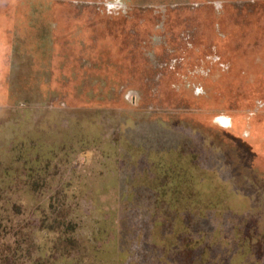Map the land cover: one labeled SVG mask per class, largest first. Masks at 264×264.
Instances as JSON below:
<instances>
[{"label": "rangeland", "instance_id": "374dc122", "mask_svg": "<svg viewBox=\"0 0 264 264\" xmlns=\"http://www.w3.org/2000/svg\"><path fill=\"white\" fill-rule=\"evenodd\" d=\"M33 261L264 264V0H0V264Z\"/></svg>", "mask_w": 264, "mask_h": 264}, {"label": "trees", "instance_id": "16d2710c", "mask_svg": "<svg viewBox=\"0 0 264 264\" xmlns=\"http://www.w3.org/2000/svg\"><path fill=\"white\" fill-rule=\"evenodd\" d=\"M166 170V169H165ZM168 171V170H167ZM164 172H166V171H164L163 169H159V173L162 175V177L161 176H159V181H161V180H163V179H165V180H167V178H169L170 176L169 175H166V173H164ZM171 173H172V171H171ZM169 186H173L171 183H167V185H162V187H161V189H156V191L159 193H162V195H163V198L164 199H166V196H167V194H168V192L169 191H167L168 190V187ZM183 187V186H182ZM187 187V185L186 186H184L183 188H185L184 190H177V189H171L172 190V192H173V196L174 197H176L177 199H178V197H180L181 198V200L182 201H179V203H177V206H176V204H174V203H172V204H174L173 206H171V208H174V209H176V210H178L179 209V207H181L180 208V210H181V212H188L189 210V208H191L192 206L191 205H189L190 203H193V201L194 202H196L197 203V205H196V207H195V209H197V210H201V209H204V204H203V201H202V198H201V194L199 193V199L198 200H191V199H187V198H191V194H192V191H190V189H187L186 188ZM187 196V197H186ZM189 196V197H188ZM197 196V195H196ZM169 201V200H168ZM172 201V200H171ZM187 202V203H186ZM187 204V205H186ZM207 206H209L208 204H206L205 205V207H207ZM179 210V211H180ZM178 211V212H179ZM180 213V212H179ZM48 230H50V231H53V228L52 227H49L48 228ZM41 231H44V229H42ZM181 234H185V233H181ZM190 234V233H189ZM188 239V238H187ZM197 241V243H198V245H200L201 243H202V238H200V240L198 239V240H195V242ZM243 242H244V240H242ZM192 242L193 241H190V242H187V243H185L183 246L185 247V249L187 250V249H189V248H191L190 246H191V244H192ZM204 242V241H203ZM69 244H71V241L69 242ZM243 245V244H242ZM189 247V248H188ZM169 248H167V251H166V255L167 254H169L170 253V251L171 250H168ZM244 249V248H243ZM242 248H241V250H243ZM180 250V248L178 249V248H176V252L177 251H179ZM191 251L193 250L192 248L190 249ZM45 251V250H44ZM44 251H42L41 252V259H42V261H44V260H48L49 259V257L46 255V253H47V251H45L46 253L45 254H43L44 253ZM174 251V250H173ZM203 252H205V251H203ZM203 252L202 253H200L197 257L199 258V260H202L203 259ZM48 254H50V253H48ZM45 263H47V262H41V261H33L32 262V264H45ZM48 264V263H47ZM50 264H52L51 262H50ZM54 264V263H53Z\"/></svg>", "mask_w": 264, "mask_h": 264}]
</instances>
